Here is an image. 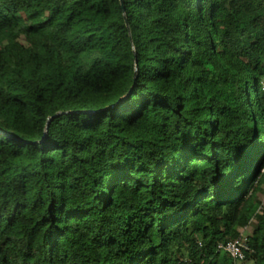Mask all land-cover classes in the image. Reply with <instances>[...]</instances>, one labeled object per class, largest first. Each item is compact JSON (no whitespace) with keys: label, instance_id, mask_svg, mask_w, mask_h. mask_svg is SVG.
I'll list each match as a JSON object with an SVG mask.
<instances>
[{"label":"trees","instance_id":"1","mask_svg":"<svg viewBox=\"0 0 264 264\" xmlns=\"http://www.w3.org/2000/svg\"><path fill=\"white\" fill-rule=\"evenodd\" d=\"M262 195L264 0H0V264H264Z\"/></svg>","mask_w":264,"mask_h":264},{"label":"built area","instance_id":"2","mask_svg":"<svg viewBox=\"0 0 264 264\" xmlns=\"http://www.w3.org/2000/svg\"><path fill=\"white\" fill-rule=\"evenodd\" d=\"M201 245V243H200ZM254 252L249 244V240L243 235H239L236 239L228 242H221L217 246V253H226L236 262L246 260L247 256ZM182 264H198L192 257L186 256L182 259ZM200 264H204L201 261Z\"/></svg>","mask_w":264,"mask_h":264},{"label":"rangeland","instance_id":"3","mask_svg":"<svg viewBox=\"0 0 264 264\" xmlns=\"http://www.w3.org/2000/svg\"><path fill=\"white\" fill-rule=\"evenodd\" d=\"M259 201H260L261 203H263L262 205H264V195H262V196L259 197ZM247 230H248V232H249L250 228L247 229ZM247 230H245V232H247ZM244 234H245V233H244ZM245 235H246V234H245ZM221 260H222V259H221ZM235 264H252V262H251V261L235 262Z\"/></svg>","mask_w":264,"mask_h":264},{"label":"water","instance_id":"4","mask_svg":"<svg viewBox=\"0 0 264 264\" xmlns=\"http://www.w3.org/2000/svg\"><path fill=\"white\" fill-rule=\"evenodd\" d=\"M121 3H122V6L124 7V0H121ZM125 19H126V22H127V25H128V19H127V17L125 16ZM60 114H62V113H58V114H56L54 117H57L58 115H60ZM53 117V118H54Z\"/></svg>","mask_w":264,"mask_h":264}]
</instances>
